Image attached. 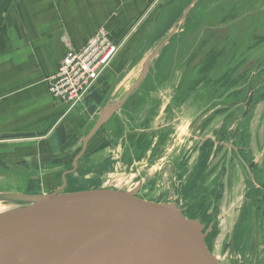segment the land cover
<instances>
[{
  "label": "rangeland",
  "instance_id": "1",
  "mask_svg": "<svg viewBox=\"0 0 264 264\" xmlns=\"http://www.w3.org/2000/svg\"><path fill=\"white\" fill-rule=\"evenodd\" d=\"M188 2L189 0H179V4L171 5L161 15L158 29H163L179 16ZM167 15L170 16L168 24ZM182 29H186V32L173 38L171 46L164 53L165 56L163 55V59L152 68L147 82L138 92L144 104L136 113L131 112L128 104L91 142L87 154L80 160L78 170L67 177L66 191L104 188L127 192L136 187L139 198L162 204L168 203L178 208L182 203H187L186 201L191 203L192 200L200 198L199 182L189 178L185 183L184 168L207 174L213 169L214 172L218 170L216 160L214 166L212 163L207 165L194 160L198 138L204 137L200 128L202 119L198 116H202L217 105L219 110H227L232 104L229 100L232 95L236 96L239 91L242 92L245 85L226 88L224 82L227 79L229 83L233 80L235 83L245 82L248 70L258 75L262 72V69L254 71V67L261 64L264 66V0H202L190 11L188 21ZM195 32L196 37L191 38V34ZM160 43L161 40L157 45ZM207 62H214L213 72L210 71L212 70L210 67H207L208 71L199 69L200 66L201 68L206 66ZM180 66L186 67V77L183 75L180 80L185 78L184 82H196L195 90L190 89L193 85H188L186 92L183 90L185 88V84L182 86L183 83L179 91L176 89L179 85L177 82L180 81ZM165 67H168L167 71L172 72L162 73ZM243 75L244 77H241ZM204 82L206 83L200 86ZM189 90L195 93L187 98ZM178 93L180 95L185 93L181 97L184 102L181 103L177 97ZM122 95L116 93L114 101ZM151 109L153 118L146 116L147 111ZM232 110L234 111L230 110L228 114L235 112V108ZM215 114L214 132H217L219 125L226 118L225 115ZM124 118L128 120L126 124L129 125L126 127L128 128L126 134L128 132L132 135L129 137L131 141L128 142L121 137L124 129L115 122L118 119L126 121ZM106 135L110 140H117L116 143L110 145ZM136 138L138 140H135ZM139 142L141 144H138ZM71 147L72 143L69 142V145L62 148V152ZM221 147L228 152L229 143ZM58 158H60L58 162L63 159L60 156ZM69 160L70 157L61 164H50L45 170L34 168L29 162L20 165L22 168L10 167V174L5 175L6 179L0 181V192L49 194L61 186L63 171L54 173L48 171L57 170L59 167L71 170L66 166ZM33 176L39 179H32ZM232 180L238 186V178L233 176ZM215 183L214 181V186ZM205 184L206 190L209 181L207 180ZM192 189L197 190L196 196H192ZM245 191L240 187L234 195L226 197L222 202L223 209L218 215V222H222V225L218 227V239L216 236L214 238V252L220 257L222 264H264L263 232L260 235L262 238L257 240V243L254 242L255 245L248 243L250 246L246 251L244 249L240 253L232 251L230 244L232 241L225 245V241L229 237L231 239L239 219V208L246 204ZM18 206L19 204L0 203V213ZM263 227L264 224L259 229L255 227L256 239L257 233H260L257 230L260 231ZM251 234L249 232V236Z\"/></svg>",
  "mask_w": 264,
  "mask_h": 264
},
{
  "label": "water",
  "instance_id": "2",
  "mask_svg": "<svg viewBox=\"0 0 264 264\" xmlns=\"http://www.w3.org/2000/svg\"><path fill=\"white\" fill-rule=\"evenodd\" d=\"M201 1L189 0L179 16L158 30L161 43L148 46V52L143 54L145 59L139 78L119 102L110 99L122 78L114 83L103 111L69 150L61 156L27 158V162L35 167L61 164L53 163V160L59 156L64 158L63 161L70 157L72 163L66 166L72 167L68 168L71 170L63 167L61 186L49 194H0L2 202L19 204L15 209L0 213V264H222L220 257L208 250L206 234L200 224L187 219L177 206L142 200L136 197L137 191L104 188L66 191L67 177L78 170L79 161L87 154L91 142L128 101L132 100L133 110L138 92L147 82L152 68L163 59L173 38L186 32L182 26L186 25L190 11ZM177 4L179 0H165L156 20L171 5ZM169 19L167 15V24ZM196 34L190 37L194 38ZM240 212L241 208L239 215ZM227 243L225 241V245Z\"/></svg>",
  "mask_w": 264,
  "mask_h": 264
},
{
  "label": "crops",
  "instance_id": "3",
  "mask_svg": "<svg viewBox=\"0 0 264 264\" xmlns=\"http://www.w3.org/2000/svg\"><path fill=\"white\" fill-rule=\"evenodd\" d=\"M164 2L0 0V181L27 158L58 156L69 142L73 145L103 111L104 93L120 78L110 100H122L140 76L148 46L160 41L156 21L161 16L156 18ZM101 31L108 32L120 50L92 98L73 108L55 100L48 78L70 49L80 50ZM116 93L123 95L114 101ZM56 169L48 172L64 171Z\"/></svg>",
  "mask_w": 264,
  "mask_h": 264
},
{
  "label": "flooded vegetation",
  "instance_id": "4",
  "mask_svg": "<svg viewBox=\"0 0 264 264\" xmlns=\"http://www.w3.org/2000/svg\"><path fill=\"white\" fill-rule=\"evenodd\" d=\"M212 59H214V57ZM211 62H207L206 66L203 68L200 66L199 69L208 71L207 67H210L212 69L210 71L213 72L214 62ZM262 65L263 64L254 67V71L262 69V72L259 75L248 70V76L246 77L245 82L235 83L236 81L233 80L229 83L228 79L225 82L223 81L226 88H234L238 85H245L242 92L238 90V94L236 96L232 95V98L229 99L232 101V104H230V107L227 110H219L217 105L208 110L207 113H204L202 116H198L199 119H202V125H200V128H202V136L204 137L201 139L198 138L197 145L195 146L196 149L194 150L196 155L194 160L197 163L203 162L207 165L212 163L213 166L214 160H216L217 170L219 172H214V169L208 174L202 172H192L190 171L191 169L186 170V168L183 170L185 174L183 177L185 178V183H187L189 178L193 181L199 182L198 188L201 190V196L198 199L192 200L191 203L186 201L187 203L177 205L180 206L183 215L187 219L197 221L200 224L203 233L206 234L205 241L208 250L212 253H214V238L216 236L218 239V227L222 225V222H218V215L223 209L222 202L226 200V197L229 198L234 195L236 190L240 189V187H243L244 191L247 190L244 193V201L246 204L241 206L239 219L233 230L231 239L230 237L227 239L228 243L229 241H232V244L234 243L232 251L234 250L238 253H240L242 249L246 251L250 245H255L254 242L257 243V240L262 238V236H260L261 233H264V227L260 231L257 230L264 224V66L262 67ZM167 70L168 67H165L162 73L166 72L167 74H170L172 72ZM179 70L180 80L183 75L186 77V67L180 66ZM195 70H197V68H195ZM201 71L202 70H200V72ZM244 75L241 77H244ZM184 79L177 82V84H179L176 87L178 91L180 90V85H182V83V86L185 84V88L183 90L186 92L188 85H193L190 89H196V82H184ZM205 83L206 82L203 84L201 83L200 86H203ZM107 92L108 90L104 94L106 95ZM189 92H191V94ZM194 93L195 92L189 90L187 98L192 96ZM184 95L185 93H182L181 95L178 93L177 95L181 103L185 101L181 98ZM251 95H253L252 98ZM141 97L142 96L139 95L133 110L130 106L132 113H136L137 110L144 104ZM249 102L250 105L247 106ZM131 103L132 100L131 102L128 101L125 108ZM211 104H213V102H211ZM233 108H235V112L228 114L230 110L234 111L232 110ZM152 113L153 109L148 110L146 116L151 118ZM215 113L225 115L226 118L219 125L217 132H214L216 128V126H214V117L216 116ZM124 119L126 121L118 119L115 122L118 126H121V128L124 129L121 137L124 141L128 142L127 139L132 137V135L128 132L126 134V130L128 129L126 127H129V125L126 124L128 120L126 118ZM217 123H219V121H217ZM135 131L137 130H131V132ZM106 139L110 142V145L115 144L117 141L110 140L109 136H107ZM135 140L138 139L136 138ZM226 143H229L228 152L224 151V147L220 148V146H223ZM59 159L60 158H56L53 160V163L58 162ZM63 159L60 162H62ZM229 166H231L230 171ZM183 172L181 173L183 174ZM233 176L234 178H238V186H236L235 181L232 180ZM204 177H206L205 182ZM36 178L37 176L32 177V179ZM207 180L209 181V184H207V188L205 190L204 185H206L205 183ZM214 181L216 182L215 186ZM200 186L203 187L200 188ZM187 192L188 190H186V193ZM196 192V189H192V196H196ZM136 196H138V194ZM255 227L257 228V232H260L259 234L257 233L258 239L255 238ZM249 232L252 233L251 236H254H249ZM249 242L250 245L248 244Z\"/></svg>",
  "mask_w": 264,
  "mask_h": 264
},
{
  "label": "built area",
  "instance_id": "5",
  "mask_svg": "<svg viewBox=\"0 0 264 264\" xmlns=\"http://www.w3.org/2000/svg\"><path fill=\"white\" fill-rule=\"evenodd\" d=\"M120 50L108 32H99L80 50L70 49L47 83L52 97L71 108L98 89V81Z\"/></svg>",
  "mask_w": 264,
  "mask_h": 264
},
{
  "label": "bare ground",
  "instance_id": "6",
  "mask_svg": "<svg viewBox=\"0 0 264 264\" xmlns=\"http://www.w3.org/2000/svg\"><path fill=\"white\" fill-rule=\"evenodd\" d=\"M82 108V107H81ZM84 110V109H83ZM85 110H86V108H85ZM138 187V186H137ZM136 191V187H135V189H133V190H131V191H128V192H135ZM0 194H2L1 192H0ZM0 203H2V204H6V203H4V202H2L1 200H0ZM12 205H15V204H12Z\"/></svg>",
  "mask_w": 264,
  "mask_h": 264
},
{
  "label": "trees",
  "instance_id": "7",
  "mask_svg": "<svg viewBox=\"0 0 264 264\" xmlns=\"http://www.w3.org/2000/svg\"><path fill=\"white\" fill-rule=\"evenodd\" d=\"M105 130V129H104ZM128 141H131V138H129V140ZM133 141V140H132ZM138 144H141V142H139ZM78 154V152L77 153H75V155H77ZM68 163H72V158H71V160H69V162ZM72 167V165H70L69 166V168H71Z\"/></svg>",
  "mask_w": 264,
  "mask_h": 264
}]
</instances>
